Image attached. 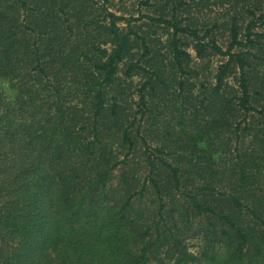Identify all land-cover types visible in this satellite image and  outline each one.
Wrapping results in <instances>:
<instances>
[{
  "label": "trees",
  "instance_id": "16d2710c",
  "mask_svg": "<svg viewBox=\"0 0 264 264\" xmlns=\"http://www.w3.org/2000/svg\"><path fill=\"white\" fill-rule=\"evenodd\" d=\"M0 264H264V0H0Z\"/></svg>",
  "mask_w": 264,
  "mask_h": 264
},
{
  "label": "rangeland",
  "instance_id": "374dc122",
  "mask_svg": "<svg viewBox=\"0 0 264 264\" xmlns=\"http://www.w3.org/2000/svg\"><path fill=\"white\" fill-rule=\"evenodd\" d=\"M215 9H217V6L216 5H212L211 6V10H213V12H210V13H208V14H210V15H214V11H215ZM218 60H219V58H217V57H213L212 59H211V61H210V67L211 68H214L215 67V64L218 62ZM9 90V89H8ZM7 89H6V93H7V95L9 96V97H11V92H9ZM192 243H194V242H192ZM193 245V244H192ZM195 248V243H194V245L191 247V249H194Z\"/></svg>",
  "mask_w": 264,
  "mask_h": 264
}]
</instances>
